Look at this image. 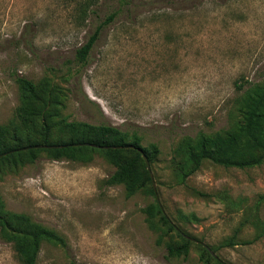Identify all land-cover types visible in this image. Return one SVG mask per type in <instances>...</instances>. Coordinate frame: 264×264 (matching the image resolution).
<instances>
[{"label":"rangeland","instance_id":"obj_1","mask_svg":"<svg viewBox=\"0 0 264 264\" xmlns=\"http://www.w3.org/2000/svg\"><path fill=\"white\" fill-rule=\"evenodd\" d=\"M128 1L122 9L98 0L81 20L80 0H0V124L15 118L25 77L47 83L61 106L55 119L137 131L143 147L160 149L149 162L162 210L198 242L188 258L170 256L171 235L142 211L156 195L107 184L117 167L101 153L89 163L41 153L0 168L5 208L66 238L63 248L44 241L37 264H205L199 242L226 264H264V163L205 161L181 182L172 162L184 137L229 128L238 83L264 80V0ZM118 8L79 60L77 49ZM0 264H25L1 231Z\"/></svg>","mask_w":264,"mask_h":264},{"label":"trees","instance_id":"obj_2","mask_svg":"<svg viewBox=\"0 0 264 264\" xmlns=\"http://www.w3.org/2000/svg\"><path fill=\"white\" fill-rule=\"evenodd\" d=\"M123 6H130L131 1L121 0ZM98 0H80L78 15L86 19ZM118 8L108 14L95 28L89 40L77 49V57L84 61L99 39L103 29L121 13ZM20 84V104L15 118L0 124V168L7 165H23L34 163L41 153L54 160H73L83 163L92 161L95 153H101L116 165V171L105 182L107 184H124L127 195L131 196L139 190L156 195L153 181L142 149L151 162L160 154L159 146L151 143L141 145L142 136L137 131L122 130L111 124H93L84 121L55 119L61 112L60 102L48 88L46 82H34L25 77L17 78ZM241 93L235 98L231 110L230 126L226 130L213 134L201 133L197 137L186 136L179 141L172 159L174 169L181 182L201 169L205 161L225 167L250 168L264 163V80L237 84ZM40 120V121H39ZM34 128V130H33ZM95 143L99 145H134V148H96L77 143ZM38 144L65 145L53 148L21 149ZM6 153V154H5ZM199 195H205L196 191ZM147 219L157 226L154 218L164 233L170 234L167 241L168 254L188 258L193 241L186 237L172 220L164 213L158 201L142 208ZM195 217V216H194ZM0 231L15 246L16 251L25 264H37L41 245L47 241L55 246L66 247L67 240L56 230L35 221L25 213L7 210L0 196ZM172 232L181 240H174ZM246 241L244 243H250ZM234 239L227 242L228 246L236 245ZM201 260L205 264H226L213 254L214 250L197 243ZM76 264V263H72Z\"/></svg>","mask_w":264,"mask_h":264},{"label":"water","instance_id":"obj_3","mask_svg":"<svg viewBox=\"0 0 264 264\" xmlns=\"http://www.w3.org/2000/svg\"><path fill=\"white\" fill-rule=\"evenodd\" d=\"M73 145H86V146H92V147L103 148V149H108V148H119V149H121V148H134L135 147L134 145H99V144L89 143V142L77 143V144H73ZM61 146H65V145L38 144V145L29 146V147H25V148H21V149H27V148H30V147H34V148H53V147H61ZM138 150L143 154V157H144V159L146 161L148 170L150 172V175H151V178H152V181H153V186H154V190H155V193H156V197H157L158 203L160 204L161 208L163 209V207H162V205L160 203L159 195H158L157 190H156L154 176H153V173H152L151 168H150L149 159H148L147 155L144 153V151L142 149L138 148ZM186 237H188V238H190L192 240H196L195 238L190 237L188 235H186ZM203 244L206 245L205 243H203Z\"/></svg>","mask_w":264,"mask_h":264}]
</instances>
